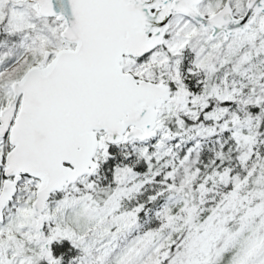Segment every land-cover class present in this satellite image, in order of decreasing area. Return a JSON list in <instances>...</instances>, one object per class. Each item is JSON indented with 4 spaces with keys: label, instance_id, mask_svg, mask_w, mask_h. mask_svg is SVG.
I'll use <instances>...</instances> for the list:
<instances>
[{
    "label": "snow or ice",
    "instance_id": "6c2138e0",
    "mask_svg": "<svg viewBox=\"0 0 264 264\" xmlns=\"http://www.w3.org/2000/svg\"><path fill=\"white\" fill-rule=\"evenodd\" d=\"M0 264H264V0H0Z\"/></svg>",
    "mask_w": 264,
    "mask_h": 264
}]
</instances>
